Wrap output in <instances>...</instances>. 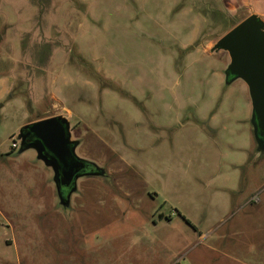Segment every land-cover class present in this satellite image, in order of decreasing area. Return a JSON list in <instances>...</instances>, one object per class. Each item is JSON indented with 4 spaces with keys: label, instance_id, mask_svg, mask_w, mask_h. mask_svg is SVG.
<instances>
[{
    "label": "rangeland",
    "instance_id": "374dc122",
    "mask_svg": "<svg viewBox=\"0 0 264 264\" xmlns=\"http://www.w3.org/2000/svg\"><path fill=\"white\" fill-rule=\"evenodd\" d=\"M241 4L0 0V264L264 257V138L214 48ZM51 116L88 163L63 194L19 134Z\"/></svg>",
    "mask_w": 264,
    "mask_h": 264
},
{
    "label": "water",
    "instance_id": "95a60500",
    "mask_svg": "<svg viewBox=\"0 0 264 264\" xmlns=\"http://www.w3.org/2000/svg\"><path fill=\"white\" fill-rule=\"evenodd\" d=\"M214 48L226 50L230 57L226 74L240 77L247 84L255 127L264 135V23L250 14L223 36ZM22 144L33 146L39 156L50 163L57 179H70L80 160L70 140L69 121L63 116L42 118L23 125L19 131ZM77 174L73 175V178Z\"/></svg>",
    "mask_w": 264,
    "mask_h": 264
},
{
    "label": "crops",
    "instance_id": "0c3cea01",
    "mask_svg": "<svg viewBox=\"0 0 264 264\" xmlns=\"http://www.w3.org/2000/svg\"><path fill=\"white\" fill-rule=\"evenodd\" d=\"M242 6L248 8L250 10L249 14H256L262 18H264V0H241ZM244 19V18H243ZM30 122H23L22 125H25ZM82 160V159H80ZM202 236V234H201ZM176 262V259L169 262L166 261L164 264H174ZM244 264H249L245 262ZM257 264H264V257H257Z\"/></svg>",
    "mask_w": 264,
    "mask_h": 264
},
{
    "label": "flooded vegetation",
    "instance_id": "af4514ba",
    "mask_svg": "<svg viewBox=\"0 0 264 264\" xmlns=\"http://www.w3.org/2000/svg\"><path fill=\"white\" fill-rule=\"evenodd\" d=\"M260 137L264 138V135H262V136L260 135ZM84 171H86V168L84 167V164L82 163V160H79L78 161V165H77L76 169L73 172V175H75V174H77L79 172H84ZM73 175L68 180L63 179V178H59V182L61 184L60 185L61 186L60 187V189H61L60 194H63L66 191V188L69 189V187L72 186V184H73Z\"/></svg>",
    "mask_w": 264,
    "mask_h": 264
},
{
    "label": "trees",
    "instance_id": "16d2710c",
    "mask_svg": "<svg viewBox=\"0 0 264 264\" xmlns=\"http://www.w3.org/2000/svg\"><path fill=\"white\" fill-rule=\"evenodd\" d=\"M242 20V19H241ZM240 21V20H239ZM238 22H234V24L232 25V27L235 25V24H237ZM82 163L84 164V167H86L87 165H88V163H87V161H84V160H82ZM87 169V168H86ZM188 223H189V221L187 220V219H185Z\"/></svg>",
    "mask_w": 264,
    "mask_h": 264
},
{
    "label": "built area",
    "instance_id": "2783aa9c",
    "mask_svg": "<svg viewBox=\"0 0 264 264\" xmlns=\"http://www.w3.org/2000/svg\"><path fill=\"white\" fill-rule=\"evenodd\" d=\"M11 147H12V148L17 147V143H16V141L14 140V138L12 139Z\"/></svg>",
    "mask_w": 264,
    "mask_h": 264
}]
</instances>
